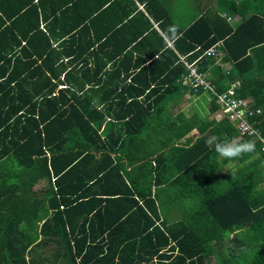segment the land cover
Returning a JSON list of instances; mask_svg holds the SVG:
<instances>
[{"label":"trees","instance_id":"16d2710c","mask_svg":"<svg viewBox=\"0 0 264 264\" xmlns=\"http://www.w3.org/2000/svg\"><path fill=\"white\" fill-rule=\"evenodd\" d=\"M138 1L0 0V264H264L263 145L180 80L264 136V0Z\"/></svg>","mask_w":264,"mask_h":264},{"label":"built area","instance_id":"2783aa9c","mask_svg":"<svg viewBox=\"0 0 264 264\" xmlns=\"http://www.w3.org/2000/svg\"><path fill=\"white\" fill-rule=\"evenodd\" d=\"M221 46V43L218 44ZM218 46L212 47L208 50L207 54L209 56L221 57L222 51L217 50ZM187 65L188 73L184 75L180 80L184 86L189 87L195 92L201 89L205 91H210L218 97V101L221 105V111L226 115L231 121L235 122L243 136L253 138L255 142H261L263 145L262 151L264 152V136L255 128L249 121L248 116L254 114L250 110L247 101L240 99L236 95L235 87L233 86L230 90L221 95L215 92V87L205 79V77L198 72V69L194 65ZM237 85V84H236ZM256 113H261L257 110Z\"/></svg>","mask_w":264,"mask_h":264},{"label":"crops","instance_id":"0c3cea01","mask_svg":"<svg viewBox=\"0 0 264 264\" xmlns=\"http://www.w3.org/2000/svg\"><path fill=\"white\" fill-rule=\"evenodd\" d=\"M138 6L139 9L141 11H143L144 13H146L145 8L143 5L140 4V2L138 0H128V22L129 25H136L137 20H135L134 18V22H130L131 18L135 17V12L136 10H134V7ZM168 10L171 12V14L173 15V17L181 23L186 21L188 17L190 16H194L195 14H204V13H209L212 11H222L220 10V8L217 5V0H169L168 1ZM121 16H124V13H114L112 15V21L113 22H117ZM240 20L239 16L234 17V21H238ZM55 25L59 26L57 33H62L64 31V29L66 28V26L60 27V24H63L62 22H58V21H54ZM157 28V26H156ZM158 29V28H157ZM158 31L160 33L161 32L159 29ZM170 32V31H169ZM175 31L172 30V34L174 35ZM170 35V34H168ZM164 36V34H163ZM71 40V37H65L64 39L61 40H56L54 42V46L59 48L61 47L63 44L66 43V41ZM171 45V44H169ZM66 47H68V45H66ZM64 63H68V60L65 59ZM188 102H182L180 105L178 106H174L171 110L173 112V114L176 116L179 112H183L185 113L186 116L191 117V112L193 110L192 108V103L194 102H190L188 100V98H185ZM184 103H187V105H184ZM199 137V133L197 130H194L192 133H190L186 138L182 139L179 143L180 145H183L186 143V141H196V139Z\"/></svg>","mask_w":264,"mask_h":264},{"label":"rangeland","instance_id":"374dc122","mask_svg":"<svg viewBox=\"0 0 264 264\" xmlns=\"http://www.w3.org/2000/svg\"><path fill=\"white\" fill-rule=\"evenodd\" d=\"M184 105H187V103H184ZM222 182L225 183V184L228 183L227 180H224ZM174 210H176L175 214L172 215L171 218H169V221H171V222H175V221L179 220V218H180V215H179V212H178L179 210L178 209H174ZM40 253H43V252L40 251ZM211 264H217V260L215 258H213Z\"/></svg>","mask_w":264,"mask_h":264}]
</instances>
